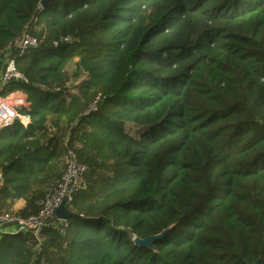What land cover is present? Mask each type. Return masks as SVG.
I'll return each instance as SVG.
<instances>
[{"label":"trees","instance_id":"16d2710c","mask_svg":"<svg viewBox=\"0 0 264 264\" xmlns=\"http://www.w3.org/2000/svg\"><path fill=\"white\" fill-rule=\"evenodd\" d=\"M40 1L0 0V62L37 39L0 211L37 214L68 149L88 170L65 235L4 234L0 264H264V0Z\"/></svg>","mask_w":264,"mask_h":264},{"label":"built area","instance_id":"2783aa9c","mask_svg":"<svg viewBox=\"0 0 264 264\" xmlns=\"http://www.w3.org/2000/svg\"><path fill=\"white\" fill-rule=\"evenodd\" d=\"M36 44V37L24 32L5 47L0 62V89L14 79L23 80V76L16 69L14 55ZM29 105L26 95L20 90L0 94V130L10 127L15 120L26 126L28 120L20 109H28ZM94 106L95 101L89 105L87 110L94 109ZM63 158V170L60 177L49 188L37 214L23 216L11 209L0 211V238L4 234L28 231L39 239L40 231L47 226L57 227L59 233L65 235L67 220L57 218L55 211L61 203L68 208L72 196L84 182L88 166L79 162L75 152L71 149H68Z\"/></svg>","mask_w":264,"mask_h":264},{"label":"water","instance_id":"95a60500","mask_svg":"<svg viewBox=\"0 0 264 264\" xmlns=\"http://www.w3.org/2000/svg\"><path fill=\"white\" fill-rule=\"evenodd\" d=\"M48 0H41L39 2L40 6L43 7L46 3H47ZM0 183H1V176H0ZM55 214L57 216V218L59 219H62V220H67L70 215L72 214L71 211L65 206L64 203H61L58 208L56 209L55 211ZM168 228L162 230L160 233L158 234H153V235H149L145 238H138V237H134L133 238V242L134 244L136 245H139V246H146L152 250H155V247L153 245V242L158 239L159 237L163 236V234L165 233V231L167 230Z\"/></svg>","mask_w":264,"mask_h":264},{"label":"rangeland","instance_id":"374dc122","mask_svg":"<svg viewBox=\"0 0 264 264\" xmlns=\"http://www.w3.org/2000/svg\"><path fill=\"white\" fill-rule=\"evenodd\" d=\"M73 67H74L73 63H70V64L67 65V67H66V73H67L68 76L70 75V73H71ZM71 82H72V80H71ZM10 127H11V128H10ZM10 127H9V128H10L11 130H14V129H15V126H14V125H12V126H10ZM63 157H64V156H63ZM63 159H64V158H62V162H63ZM62 170H63V167H62V169L60 170V174H61ZM58 179H59V178H58ZM58 179H57V180H58ZM16 202H17V201H16ZM16 204L20 206L19 201H18Z\"/></svg>","mask_w":264,"mask_h":264},{"label":"crops","instance_id":"0c3cea01","mask_svg":"<svg viewBox=\"0 0 264 264\" xmlns=\"http://www.w3.org/2000/svg\"><path fill=\"white\" fill-rule=\"evenodd\" d=\"M18 201H19V203H20V206L16 204ZM17 202L15 201L14 204H12V207H11V208H12L13 210H18V209H20V208L23 206V204H24V201H23V200H17Z\"/></svg>","mask_w":264,"mask_h":264}]
</instances>
